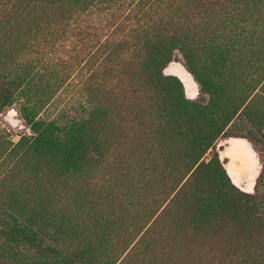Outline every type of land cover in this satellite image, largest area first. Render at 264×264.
<instances>
[{
    "label": "trees",
    "instance_id": "trees-1",
    "mask_svg": "<svg viewBox=\"0 0 264 264\" xmlns=\"http://www.w3.org/2000/svg\"><path fill=\"white\" fill-rule=\"evenodd\" d=\"M124 1L0 0V35H26L43 29L49 20L63 30L71 23L72 30H79L81 15L94 8L117 10ZM175 1L130 3L145 2L144 14L161 4L165 9L176 5L178 12L189 5L187 0ZM196 6L205 11V28L210 29L207 49L184 13L176 20L158 17L164 32L129 29L105 57L119 51L131 55L117 71L123 84L117 97L108 91V98L87 101L77 116L32 121L29 134L12 141L11 148L0 141V163L11 157V182L19 181L26 166L28 174L20 184L31 182L39 194L26 202L15 189L11 195L0 191V264H123L125 256L117 261V249L110 246L113 232L122 225L120 213H73L52 192L62 177L77 182L88 175L118 146L120 139L107 129L117 111L121 131L129 126L124 142L131 150L112 155L132 163L131 169L138 167L154 206L169 193L174 207L171 226H159L154 219L137 242L147 246L148 238L153 239L172 261L210 258L220 264H264V170L256 178L255 191H243L232 183L216 151L221 137L253 140L249 133L227 134L236 120H245L264 136V97L255 96L264 66L257 64L258 40L251 20L252 14L264 12V0H204ZM117 16L128 19L126 14ZM175 49L207 95L203 101L186 97L182 81L163 73ZM21 77L29 88L40 83L36 72Z\"/></svg>",
    "mask_w": 264,
    "mask_h": 264
},
{
    "label": "rangeland",
    "instance_id": "rangeland-1",
    "mask_svg": "<svg viewBox=\"0 0 264 264\" xmlns=\"http://www.w3.org/2000/svg\"><path fill=\"white\" fill-rule=\"evenodd\" d=\"M187 1L188 7L179 12L176 5L165 9V4H161L159 8L154 7L149 14H144L143 11L147 8L144 7L145 2L135 6V3H130L131 0H125L123 6L114 9L115 11L113 8H94L88 14L81 15L77 20L81 31L72 30V23L63 30L49 20L48 23H42L43 29L26 35L20 34L11 38V34H1L0 39L4 40V46L0 52V141H4V147L11 148L12 141L16 142L20 136L29 134L32 121L77 116L87 101L92 102L91 99L97 98L102 102L108 98V91L112 92L113 97H117L123 88L121 75L117 71L121 69L122 62L131 55L126 51H119L117 55L105 57L113 45L127 37L129 29L164 32L166 29L157 23L158 17H172L176 20L184 13L192 21V31L199 33L195 36L202 43L201 47L207 49L210 45V29L205 28V11L196 6V2L203 3L204 0ZM175 2L178 3V0ZM120 14H126L128 19L121 21L117 16ZM251 20L256 26L255 38L258 40L256 48L259 49L255 51L260 61L257 64L264 66V12L252 14ZM12 42L14 47L11 46ZM7 46L8 49H5ZM259 71L261 78L255 96L261 98L264 97V69ZM30 72H36L40 79V83H35L31 88L21 81V76ZM163 73L176 75L182 81L186 97L197 101L207 98L185 68L179 50H174ZM46 82L49 84L48 91L45 88ZM117 113L121 116L119 111L114 113L115 119L107 126L109 135L120 139L118 146L112 148V153L116 155L131 150L124 142L125 135H129L126 131L129 126L124 133L121 131L122 123ZM239 126L242 128L238 129ZM261 130L264 134V124ZM237 133L251 134L253 140L250 143L259 157L260 172L263 171L264 136L245 120H236L234 126L227 129V134ZM223 138L216 144L217 152ZM112 153L88 175L78 178L77 182L62 177L63 180L53 187L52 192L68 207H72L73 213L75 210L81 215L88 212L91 214L96 210H114L120 213L123 218L122 225L113 232L110 241V246L117 249L115 259L119 261L125 256L123 264H220L210 258H203L198 262L192 261V258H181L183 262L172 261L173 257L163 254L161 244L153 242V239L148 238L147 246L144 242H137L154 219L159 226L173 224L174 207L169 203L171 195L168 193L167 196L160 197L154 206L147 197L138 167L131 169L132 163L126 160L121 162ZM27 170L24 166V173L19 181L11 182V157L0 163V182L3 183L0 185L1 194L11 195L10 191L15 189L19 195L24 194L23 201L37 199L39 194L38 190L36 192V185L31 182L27 185L20 184L28 174ZM260 183L264 189V173ZM255 184L249 192L255 191ZM50 189L51 187L49 192Z\"/></svg>",
    "mask_w": 264,
    "mask_h": 264
},
{
    "label": "crops",
    "instance_id": "crops-1",
    "mask_svg": "<svg viewBox=\"0 0 264 264\" xmlns=\"http://www.w3.org/2000/svg\"><path fill=\"white\" fill-rule=\"evenodd\" d=\"M219 145V157L232 183L244 191H252L261 169L253 145L241 136L225 137Z\"/></svg>",
    "mask_w": 264,
    "mask_h": 264
}]
</instances>
